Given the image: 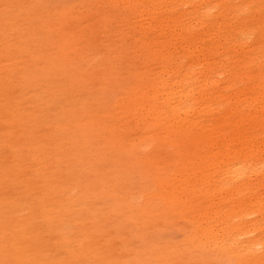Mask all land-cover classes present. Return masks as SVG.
I'll list each match as a JSON object with an SVG mask.
<instances>
[{"label":"bare ground","instance_id":"6f19581e","mask_svg":"<svg viewBox=\"0 0 264 264\" xmlns=\"http://www.w3.org/2000/svg\"><path fill=\"white\" fill-rule=\"evenodd\" d=\"M54 4V0H0V95L19 84L27 88L28 78L34 75V110L39 113L43 103L52 98L51 80L39 71L36 74L29 62L32 58L26 57L31 47L28 37L34 34L30 28L39 17L43 18L39 19L43 27L40 43L45 46L53 41L57 54L66 45L58 47L60 41L51 33V24L44 25L43 21L57 16L63 26L76 23L79 30L64 35L83 56H90L88 48L95 35L90 30L98 29V34L115 31V23H120L117 32L127 42L137 41L134 55L151 70L148 90L143 84L142 91L153 102V121L147 123L149 129L139 140L142 152L148 137L167 138L171 132L183 133V141L197 142L203 151L190 157L193 166L184 167L186 160L181 158L178 166L175 159L166 161L167 170L179 171L162 190L159 187L147 193L143 187L139 194L142 205L129 197L139 221L142 210L136 251L124 245L121 253L114 246L94 252L85 241L93 245L94 233L83 229L82 239L66 249L70 260L40 257L39 250L30 252V257L24 250L9 261L6 253L0 255V264H84L87 258L91 264H264V0H90ZM68 17L74 21L69 22ZM78 38L82 44L77 45ZM36 53L40 59L45 57L42 47ZM65 58L64 53L61 60ZM64 89L70 86L64 84ZM116 104L122 105L120 100ZM17 106L16 125L23 126L33 111H27L23 102ZM133 109L138 110L136 103L130 105V111ZM144 114L142 110V119L147 116ZM162 197L176 200V208L185 214L190 227L185 231L190 235L182 240L166 233L161 236L156 231L154 236L146 232V205L156 206V200ZM90 203L73 196L69 224L76 227L67 230L79 231L84 220L90 223L87 215L94 222V216L85 209ZM66 204L57 206L63 209ZM25 206L35 210L31 199ZM59 216L63 217L61 213ZM160 227L165 229L163 224ZM201 248L217 252L201 254ZM106 255L107 262H100ZM43 258L44 263H39Z\"/></svg>","mask_w":264,"mask_h":264},{"label":"rangeland","instance_id":"374dc122","mask_svg":"<svg viewBox=\"0 0 264 264\" xmlns=\"http://www.w3.org/2000/svg\"><path fill=\"white\" fill-rule=\"evenodd\" d=\"M54 1L56 7L61 1L73 5L90 0ZM136 16L135 13V20ZM39 19L30 28L34 34L28 37L31 47L27 48L26 57L32 58L29 62L36 74L39 71L43 78L51 80L53 95L43 103L39 113L34 110L31 104L36 92L32 88L34 75L28 78L27 88L19 84L0 95V255L6 253L9 261L20 251L25 250L30 256V252L39 250L40 257L52 255L70 260L72 256L66 249L82 239L83 229L94 233V247L85 240L94 252L114 246L121 253L124 245L136 251L142 210L139 221L133 214L135 204L128 203L129 197L142 205L139 194L143 187L147 193L159 187L162 190L179 171L167 170L166 161L175 159L174 165L178 166L181 158L186 160L184 167L193 166L195 163L189 162L190 157L203 151L202 146L183 141V133L171 132L167 138L148 137L142 152L139 140L149 129L147 123L153 121L150 116L153 102L148 101L147 92L142 91L143 87L148 90L151 70L143 67L134 55L137 41L128 39L127 42L126 37L117 32L120 23H115V31L98 34V29L90 30L95 34L88 48L90 56H83L64 35L67 31L70 34L78 31L76 23L63 26L57 16L43 21L44 25L51 24V33L60 41L58 47L66 45L57 54L53 41H47L45 46L40 43L43 27L39 26ZM68 20L74 21L69 17ZM57 23L62 26L56 28ZM76 42L82 44L80 38ZM38 47L44 49L42 59L36 53ZM64 53L66 58L61 60ZM64 84L70 89L65 91ZM119 100L122 105L117 106ZM21 102L27 111L33 112L26 116L23 126H17L15 113L19 112L17 103ZM134 103L138 110L130 111ZM142 110L147 115L144 119L140 116ZM142 153H149V159ZM168 165L171 167L172 162ZM74 195L91 202L85 209L94 216L93 222L87 215L90 223L84 220L79 231L67 230L69 222L72 223L74 207L70 202ZM30 199L35 203L34 211L25 208ZM156 201V206L148 204L144 211L146 232L154 236H157L156 231L161 232V236L166 233L175 240L190 235L185 231L190 227L185 214L176 208V200L162 197ZM63 203H67L63 209L58 208L57 205ZM37 221L46 224L41 226ZM214 251L217 252L214 248H201L199 253L213 255ZM100 256L95 255V258ZM100 262L106 263L107 255ZM84 264L91 262L87 258Z\"/></svg>","mask_w":264,"mask_h":264}]
</instances>
